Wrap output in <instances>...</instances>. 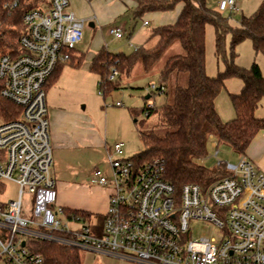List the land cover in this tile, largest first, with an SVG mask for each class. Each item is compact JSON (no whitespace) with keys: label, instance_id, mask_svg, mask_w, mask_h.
<instances>
[{"label":"built area","instance_id":"obj_1","mask_svg":"<svg viewBox=\"0 0 264 264\" xmlns=\"http://www.w3.org/2000/svg\"><path fill=\"white\" fill-rule=\"evenodd\" d=\"M237 2L219 0L217 7L238 12ZM23 24L19 52L0 58L2 97L20 109L17 118L0 122V195L7 182L18 187L15 200H0V264H45L35 247L41 242L128 264H264V172L245 156L225 163L228 175L208 187L177 190L159 161L125 159L124 143H116L107 149L110 175L94 171V183L110 187L105 215L92 222L56 211L46 90L56 70L76 59L86 23L70 0H47L28 10ZM111 34L124 37L121 29ZM117 75L113 70L110 80ZM194 222L214 225L218 237L193 239Z\"/></svg>","mask_w":264,"mask_h":264},{"label":"trees","instance_id":"obj_2","mask_svg":"<svg viewBox=\"0 0 264 264\" xmlns=\"http://www.w3.org/2000/svg\"><path fill=\"white\" fill-rule=\"evenodd\" d=\"M45 1L0 0V58L19 52L25 13ZM210 1L136 0V8L131 11L134 20H143L151 13L172 12L180 4L183 7L174 24L152 30L147 41L151 45L147 44L129 55L109 53L103 49L89 67L100 76L99 88L107 98L123 88L124 77L130 78L136 66L150 74L173 46L181 48L178 54L169 56L158 71L160 86L155 91L170 96L159 109L143 108L147 120L157 116L158 121L151 127H146V121L139 123L138 133L144 149L133 157L138 164L159 161L164 168V178L177 190L186 184L206 188L228 175L224 162L217 164L215 169L202 164L208 155L211 137L217 146L227 145L239 156L246 157L255 138L264 132V118L256 115L264 101V73L256 63L250 69H243L233 61V50L245 40L253 43L258 54L264 53V1L253 14L242 16L237 27L231 26L230 16H224L218 7H211ZM15 2L17 6L11 8ZM208 24L215 31V54L218 59L222 57L225 64V70L213 78L206 72ZM227 36L231 37L230 56L226 53ZM77 61L80 59H73L71 63ZM81 61L75 66L80 67ZM62 68L59 67L49 79L47 89L56 82ZM113 70L118 75L110 80ZM229 78L241 79L243 88L240 94L230 95L235 118L223 122L216 100ZM2 88L0 79V122L13 120L20 114L15 104L2 97ZM132 115L137 117L138 112L132 111ZM64 211L67 214L80 213ZM35 247L43 254L45 264H84L78 250L50 242L35 243Z\"/></svg>","mask_w":264,"mask_h":264},{"label":"rangeland","instance_id":"obj_3","mask_svg":"<svg viewBox=\"0 0 264 264\" xmlns=\"http://www.w3.org/2000/svg\"><path fill=\"white\" fill-rule=\"evenodd\" d=\"M88 5V0H85ZM264 0H238V12H224L223 15L229 17L232 27H237L242 16L253 14ZM209 5L217 8V0H211ZM89 6V5H88ZM73 9V8H72ZM176 11V10H175ZM105 13V12H104ZM104 16V14H102ZM146 20V19H144ZM113 27L119 26L122 22L119 20ZM154 23L145 26L143 20H133L126 29V34L121 39L115 38L110 34L112 25L103 29L102 33L94 34V31L85 24V39L81 45L82 52L87 54V58L80 67L75 66L80 61L71 63L73 65H64L58 73L55 83L46 90V102L50 121V139L51 122L57 128L65 129L74 138L79 131L80 134L91 135L95 142L93 146L78 144L76 147L60 151L59 158L57 151L52 145L53 166L51 175L57 183L58 189L62 188L60 201L57 202L56 211L65 209L67 211H78L89 214L92 222L98 215H105L108 211L109 202L107 195L109 186L102 187L94 183V171L99 169L104 175H110V167L107 163V152L103 144L111 148L116 143H124V158L129 159L138 155L144 146L139 138L138 126L141 121H146V127L157 124V116L146 119L142 110L145 106L159 109L170 95L158 93L151 89L152 85L160 86L158 71L165 63L166 59L178 54L179 46H173L158 62L154 71L145 74L140 66H136L130 78L124 77L123 88L114 91L104 98L103 91L99 88L100 76L89 69V56L91 47L96 43H101L109 53L132 54L137 49L152 43L147 40L151 35ZM132 31V35L130 32ZM231 37L226 38V53L231 55ZM105 50V49H104ZM105 50V52H106ZM234 63L243 68L250 69L255 63L260 66L264 73V53H257L253 43L245 40L233 50ZM206 72L210 77H216L225 70L224 59L217 58L215 54V31L212 25L206 26ZM81 61V62H82ZM243 88V82L239 78H229L225 82V87L219 94L216 102L218 108L225 114L233 110L231 103V94H240ZM151 95L149 100L146 97ZM122 106L118 107L117 104ZM264 109V101L258 108L257 116H260ZM132 111H137V117L132 115ZM235 118L225 119L224 122H230ZM262 118V117H260ZM138 121V123L136 122ZM216 143L210 139L208 144V155L202 160V164L208 169H215L219 162L237 164L240 156L233 152L227 145L215 146ZM218 156H216V152ZM5 191L0 195L2 202L15 200L18 196V187L13 183H5ZM31 205L28 206L31 209ZM60 220L64 224L65 218L60 215ZM192 227L193 239L201 237H218L219 229L212 224L203 222H194ZM84 264H128L124 261L105 257L102 255H89L85 251L80 252Z\"/></svg>","mask_w":264,"mask_h":264},{"label":"crops","instance_id":"obj_4","mask_svg":"<svg viewBox=\"0 0 264 264\" xmlns=\"http://www.w3.org/2000/svg\"><path fill=\"white\" fill-rule=\"evenodd\" d=\"M70 1H71V10L75 13V15L78 18L83 19L85 23L88 24V27L94 31L95 35L98 33L100 35L103 29H105L107 26L110 27V25H112V27L110 28V34H111V30L113 29H121L124 31V34H126L127 26L129 24H132L134 20L131 14V11H133L136 8V0H88L89 6L86 5L85 0H70ZM182 7L183 5L180 4L176 7L175 9L176 11L174 10L168 13L148 14L144 18L146 20L143 19L144 25H145V22L149 23L148 26H150L151 23H154L153 28H158L161 26L174 24L179 17ZM102 14H104V16H102ZM119 20L122 23L119 26L113 27V25L115 23H118L117 21ZM131 35H132V31L130 32L129 36ZM84 39H85V34H84ZM81 45L77 49L76 60L80 58L85 60L87 58V54H85L84 52H82V50H80ZM103 49L106 50V48L102 46L101 43H96L94 48L91 47L90 49L91 51L89 52L90 53V56H89L90 64L93 58L97 54H99V52ZM90 64H89V67H90ZM216 108L223 122L225 121V119H231L235 116L234 110H231V111L229 110L225 114L223 110L218 108L217 102H216ZM259 117L264 118V109L263 111H261ZM96 142L91 135H88V134L82 135L80 134V131L76 136H74V138H72L69 132L65 131V129L57 128L54 125V123L51 122V143L54 145L57 151L58 158H59L58 152L60 151L64 152L67 149L76 147L78 144H83L86 146H90V145L93 146L92 144ZM103 146L105 147L106 152H107L108 145L103 144ZM246 157L251 162H253L259 170L264 172V132H261L255 138V140L253 141V143L251 144V146L246 152ZM62 190H63L62 188L58 189V186H57V192H58L57 202L60 201ZM107 198L109 202V193L107 195ZM87 216H90V215L88 214ZM98 216H101V215H98Z\"/></svg>","mask_w":264,"mask_h":264},{"label":"water","instance_id":"obj_5","mask_svg":"<svg viewBox=\"0 0 264 264\" xmlns=\"http://www.w3.org/2000/svg\"><path fill=\"white\" fill-rule=\"evenodd\" d=\"M150 99V95H148L147 97H146V100H149Z\"/></svg>","mask_w":264,"mask_h":264}]
</instances>
